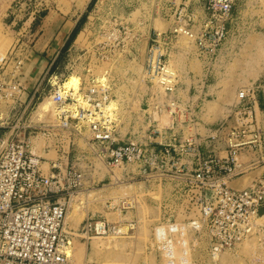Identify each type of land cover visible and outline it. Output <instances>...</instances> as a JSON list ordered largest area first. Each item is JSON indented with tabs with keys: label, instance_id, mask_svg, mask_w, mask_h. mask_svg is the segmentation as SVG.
Here are the masks:
<instances>
[{
	"label": "built area",
	"instance_id": "1",
	"mask_svg": "<svg viewBox=\"0 0 264 264\" xmlns=\"http://www.w3.org/2000/svg\"><path fill=\"white\" fill-rule=\"evenodd\" d=\"M2 1L6 0H0V4ZM234 1L207 0L204 16L196 18L188 12L187 0H169L171 30L153 31L145 58L147 78L165 93L174 90L177 73L161 47L170 35L188 38L197 56L209 68L228 33ZM109 26L99 43L107 55L138 38L123 21L113 19ZM16 77L6 79L0 74V101L18 100L23 86ZM65 88L56 86L50 93L57 126L77 133L79 124L88 129L93 155L111 169L108 183L136 178L169 183L173 190L171 203H180L189 213L200 216L201 219L188 217L183 223L176 222L169 213L156 219L152 235L166 261L173 260L168 264L188 262L187 241L176 247L172 238L175 233L183 236L184 224H187L184 236L187 239L188 230L199 231L204 223L213 264H218L224 249L249 238L257 236L264 245V222H258L264 215V174L241 189L228 185L231 179L264 162V127L257 117L259 92L264 97V87L251 83L238 89L232 121L212 125L207 135L196 132L200 124L197 105L180 107L172 102L167 105L170 114L188 115V118L180 122L173 119L171 126L163 130L153 129L148 143L129 136L119 138L114 110L106 107L110 102V85L104 77L92 79L86 87L79 86L76 90ZM158 137L164 142L153 139ZM242 151L258 153L259 157L248 163L240 162L238 155ZM131 167L134 173L129 171ZM85 178L84 169L74 164L63 165L58 159L50 161L45 172L42 158L25 140L0 138V264H70L66 219L71 200ZM163 202L166 209L169 203ZM133 204L132 199L112 200L107 207L121 211L132 208ZM134 229L135 221L87 218L76 235L123 237Z\"/></svg>",
	"mask_w": 264,
	"mask_h": 264
},
{
	"label": "rangeland",
	"instance_id": "2",
	"mask_svg": "<svg viewBox=\"0 0 264 264\" xmlns=\"http://www.w3.org/2000/svg\"><path fill=\"white\" fill-rule=\"evenodd\" d=\"M85 3L86 0L3 1L0 4L1 76L11 79L19 74L20 65L17 61L22 63L24 55V46L20 43L32 26L34 12L45 13L43 8H47L76 13ZM187 3L192 2L187 0ZM203 3L204 0H198L195 4L197 17L203 14ZM92 6L93 11L89 14L85 28L76 37L72 48L50 70L52 74L48 75L49 80L47 78L43 82L40 96L28 106L16 105L15 101H0V138L25 140L30 149H35L34 153L42 158L45 172L48 171L49 162L56 159L63 165L74 164L86 171L83 187L76 194L79 197L73 198L74 204L70 206L66 219L65 230L70 240V250L78 253L76 256L70 255V264L173 263V260L166 261L153 238L156 219L169 213L176 222L183 223L188 217L201 219L200 216L189 213L180 203H171L173 190L169 183L139 178L122 179L118 184L108 183L111 169L93 155L87 139L88 129L79 124L77 133L58 127L55 104L50 93L56 86L61 88L68 79L72 81L68 86L74 85L76 90L79 86L86 87L92 79L104 77L110 85V100H114L109 110H114L117 118L119 138L123 139L126 135L143 143L151 140L153 129L163 130L171 126L173 119L180 122L188 118V115L183 114L171 115L167 105L175 102L180 107L187 106L189 97L194 94V89L191 91L189 87L191 85L198 84L202 91V96L194 104L198 106L200 122L203 104L209 101L216 104L208 109L209 114H213L217 107L222 109L214 124L230 123L236 109L238 89L251 83L264 87V0L234 1L227 24L228 33L209 68L197 56L194 44L188 38L170 35L162 41L161 47L168 63L177 73V84L171 93L160 91L155 81L147 78L144 63V57L152 44V41L147 43L148 37H153L154 30L167 33L171 30L169 0H94ZM113 19L127 23L138 38L107 55L108 52L99 43ZM31 39L32 36H29L28 40ZM68 86L63 85L65 89ZM259 97L263 108L257 111V117L264 127V97L261 92ZM41 103L48 104L51 114H37ZM15 125L18 127L12 130ZM179 126L186 129L181 123ZM198 127L204 130L205 126L199 124ZM153 139L164 142L160 137ZM250 153L240 152L238 160L244 163L251 161ZM257 168V173H261L264 162H260ZM129 171L134 173V167ZM118 172L121 173V170ZM249 183L247 172L228 185L241 189ZM123 199H132L133 207L121 211L107 207L109 201ZM162 202L169 203L166 209ZM87 218L110 222L135 221V229L123 237L79 239L77 230ZM258 222H264V215ZM202 225L199 231L188 230L187 239L184 237L187 224L183 225V236L176 233L172 235L176 247L178 243L182 246L187 241V264H213L209 255L207 230L204 223ZM183 259L186 260L185 257ZM175 264H179V261ZM218 264H264V245L259 243L257 236L249 238L224 249L219 255Z\"/></svg>",
	"mask_w": 264,
	"mask_h": 264
},
{
	"label": "crops",
	"instance_id": "3",
	"mask_svg": "<svg viewBox=\"0 0 264 264\" xmlns=\"http://www.w3.org/2000/svg\"><path fill=\"white\" fill-rule=\"evenodd\" d=\"M190 1L192 2L191 4L187 3L188 12L192 13L196 18H202L205 13V5L207 0H204L202 10L203 14L201 17H197L196 11L194 9L195 4L198 2V0ZM93 3L94 0H86L84 7L76 13H63L60 11L57 12L56 10H48L47 8H43L45 13H36L37 11L33 13L31 21L32 26L29 30L25 32L23 37L24 40L20 43V45L24 46V55L22 57V63L19 66V74L17 75L16 79L23 86V90L19 96L18 101H16V105L28 106L40 96V90L43 82L48 78V75L52 74V72L50 74V70L55 65V63L60 60L61 57L72 48L76 37L85 28V25L87 24L89 19V14L93 11ZM169 20L171 22V27L172 16H170ZM29 36H32L31 40H28ZM148 38L149 39L147 40V43L149 44V41L151 42L153 40V37ZM145 58L146 55L144 57V63ZM189 87L191 91L192 89H194V94L193 96L189 97V102L187 104L194 105L202 96V91L200 90L198 84L191 85ZM203 105L204 111L201 115L202 121L200 122V126L204 125L205 127H203L204 130L198 127V129H196V132L200 135H207L209 133L210 127L214 125V123L219 118L221 112L220 110L222 109L220 107H217V109H214L216 111L213 112V114H209L208 109L211 107V105L216 104L209 103L208 101ZM261 107L263 108L260 101V108L258 110H260ZM207 126L208 128H206ZM16 127L18 126L15 125L12 130H14ZM124 137L126 138V135ZM124 137L123 139H125ZM250 155V160H254L259 157L258 153L252 152L250 153ZM262 158H264V156H262ZM259 163H257L256 166H253L250 170L245 172H249L250 183L255 178L260 177L264 174V170L261 173H257V171L259 170V168H257V165ZM235 178L231 179L229 182H231ZM72 201L73 199L71 200L70 206L72 205ZM110 217L114 218V216ZM77 238L89 240L92 237ZM86 246L88 247V242Z\"/></svg>",
	"mask_w": 264,
	"mask_h": 264
},
{
	"label": "bare ground",
	"instance_id": "4",
	"mask_svg": "<svg viewBox=\"0 0 264 264\" xmlns=\"http://www.w3.org/2000/svg\"><path fill=\"white\" fill-rule=\"evenodd\" d=\"M3 2V1H2ZM1 2V3H2ZM70 83H72V81H71V79H68V80H66L65 82H64V84L63 85H69ZM156 83V82H155ZM156 85H157V87L160 89V91H163L162 89H161V87L156 83ZM68 88H76V86H74V85H71V86H68ZM113 101L114 100H110V102H109V104H107V109H109V108H111V106L113 105L112 103H113ZM47 103V102H46ZM38 113L37 114H44V113H47V115H48V113H50L51 111H50V108H49V106H48V104H45V103H41L40 105H39V107H38V111H37ZM51 114V113H50ZM41 115V116H42ZM54 118V117H53ZM37 148V147H36ZM33 152H36L35 151V149L33 150ZM39 152H40V150H39ZM41 155V154H40ZM90 193V192H89ZM89 193H87V195L89 194ZM76 197H79V196H76ZM75 197V198H76ZM74 204V203H73ZM72 204V205H73ZM77 247V246H76ZM71 248H70V246H69V249H68V251H69V255H78V253H74V251H72V250H70ZM79 249V248H78ZM75 251H78V250H75ZM78 258H79V256H78ZM75 259V258H74ZM77 261V260H76ZM77 263V262H76Z\"/></svg>",
	"mask_w": 264,
	"mask_h": 264
},
{
	"label": "water",
	"instance_id": "5",
	"mask_svg": "<svg viewBox=\"0 0 264 264\" xmlns=\"http://www.w3.org/2000/svg\"><path fill=\"white\" fill-rule=\"evenodd\" d=\"M263 213V210L262 209H260V214H262Z\"/></svg>",
	"mask_w": 264,
	"mask_h": 264
}]
</instances>
